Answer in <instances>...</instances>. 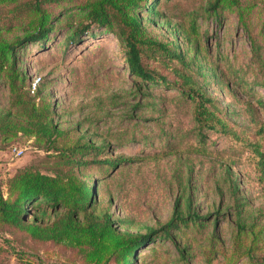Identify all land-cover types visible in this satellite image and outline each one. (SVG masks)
Masks as SVG:
<instances>
[{
    "label": "rangeland",
    "instance_id": "1",
    "mask_svg": "<svg viewBox=\"0 0 264 264\" xmlns=\"http://www.w3.org/2000/svg\"><path fill=\"white\" fill-rule=\"evenodd\" d=\"M206 2L163 0L160 11L168 16L170 27L153 28L145 22L148 31L171 39L176 25L187 28L194 18L198 32L209 37L202 39V51L208 65L221 77L213 76L203 87L218 100L228 133L220 132V127L205 131L203 155L192 150L191 145L197 144L198 139L191 107L179 100L172 87L160 85L152 86L148 92L137 91L114 35L83 34L79 42L66 44L65 24L73 23L75 17L64 15L49 42L42 47L28 44L21 54L20 68L27 84L38 81L39 97L51 103L54 119L61 129L69 131V139L76 140L81 133L101 136L109 143L110 154L134 159L109 170L111 177L99 182V195L103 201L107 195L111 197L110 209L115 216L131 220L134 229L129 231H158L153 240L136 250L135 257L141 264H154L151 249L156 250L157 264H182L172 243L160 236V228L171 217L173 203L180 195L174 171H195V204L201 213H206L218 202L210 178L217 174L214 179H219L228 168L237 179L241 195L264 215V180L257 172L254 147L249 145L253 142L264 151V0H240L239 8L219 9V19L218 14L210 16L204 12ZM70 6L55 8L53 13H71L74 10ZM157 6L153 3L154 9ZM174 33L181 38L179 31ZM148 63L161 75L174 79L160 63ZM6 95L5 88L0 86V106ZM78 122L81 124L77 132ZM164 133L170 140L159 139ZM93 141L100 143L99 138ZM14 149H21V156L16 157ZM166 151L171 152L162 157ZM50 155L26 137L12 142L0 139V184L3 186L8 176L27 165L48 171ZM86 171L97 177L96 167ZM218 229L220 239L229 245L228 223L222 221ZM177 234L178 240L184 239L181 233ZM205 244L200 240L195 245L196 250L190 252V264H206ZM220 250L214 260L210 259L211 264H225L229 252ZM40 263L81 261L75 249L34 241L17 230L0 228V264Z\"/></svg>",
    "mask_w": 264,
    "mask_h": 264
},
{
    "label": "trees",
    "instance_id": "2",
    "mask_svg": "<svg viewBox=\"0 0 264 264\" xmlns=\"http://www.w3.org/2000/svg\"><path fill=\"white\" fill-rule=\"evenodd\" d=\"M162 2L0 0V86L7 93L5 103L0 106V139L5 142L21 137L32 139L38 149L50 152L52 157L48 171L27 165L8 176L3 186L0 184V228L17 230L34 241L75 249L81 264H141L135 257L136 250L153 240L158 231L151 228L146 233L137 228L129 231L134 229L131 220L115 216L110 209L111 197L107 195L103 201L99 195V182L111 177L109 170L134 159L110 154L109 143L101 136L81 133L76 140L69 139V131L61 129L54 119L51 103L39 97L38 83L30 93L20 63L23 48L28 44L42 47L49 42L64 15L75 17L73 23L65 24L66 44L79 42L83 34L114 35L137 91L148 92L152 86L160 85L172 87L179 100L191 107L198 139L191 146L193 152L203 155L205 131L220 127V132L228 133L218 100L203 87L213 76L221 75L206 61L201 42L209 37L204 38L198 32L194 18L187 28L175 26L174 32L179 31L180 39L173 31L171 39H166L147 30L145 22L153 28L170 27L168 16L160 11ZM153 3L158 5L157 9ZM239 4L240 0H207L203 10L216 16L219 9L232 10L239 8ZM68 5L74 11L53 13L55 8ZM94 29L100 31L94 33ZM148 61L168 68L174 79L161 75ZM80 124H76V131ZM93 138H99L100 143L96 144ZM160 138L170 140L166 133ZM166 145L169 150L171 141ZM249 145L254 147L257 172L264 180V151L253 142ZM166 152L162 157L171 151ZM91 167L98 169L97 177L86 171ZM174 174L180 195L173 203L171 217L160 228V236L172 243L179 261L190 264V252L196 250L195 245L201 240L206 243V264H211L220 249L229 252L225 264H264V215L241 195L233 171L227 168L217 180L214 179L217 174L211 176L218 202L217 207L206 213H201L195 204V171H174ZM222 221L230 227L229 245L220 239L218 227ZM177 233L184 239L178 240ZM151 251L157 264L156 250Z\"/></svg>",
    "mask_w": 264,
    "mask_h": 264
},
{
    "label": "built area",
    "instance_id": "3",
    "mask_svg": "<svg viewBox=\"0 0 264 264\" xmlns=\"http://www.w3.org/2000/svg\"><path fill=\"white\" fill-rule=\"evenodd\" d=\"M37 83H38L37 80H33V81H30L29 82V88L28 89H29L30 93H33L34 92ZM22 152L23 151L21 149H14V154H15L16 157L21 156Z\"/></svg>",
    "mask_w": 264,
    "mask_h": 264
}]
</instances>
